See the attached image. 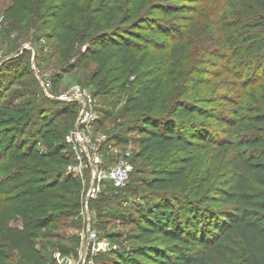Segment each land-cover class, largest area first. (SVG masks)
Returning <instances> with one entry per match:
<instances>
[{"label":"trees","instance_id":"trees-1","mask_svg":"<svg viewBox=\"0 0 264 264\" xmlns=\"http://www.w3.org/2000/svg\"><path fill=\"white\" fill-rule=\"evenodd\" d=\"M15 11L43 22L58 62L41 79L27 53L0 67V264H51L42 247L81 212L66 142L80 105L57 96L88 63L95 98L126 97L130 115L97 130L122 145L138 133L128 184L90 201L131 181L140 197L127 215L135 244L109 264H264V0H17Z\"/></svg>","mask_w":264,"mask_h":264},{"label":"rangeland","instance_id":"rangeland-1","mask_svg":"<svg viewBox=\"0 0 264 264\" xmlns=\"http://www.w3.org/2000/svg\"><path fill=\"white\" fill-rule=\"evenodd\" d=\"M16 2L17 0H0V67L7 61L27 53L25 63L29 64V68L33 69L37 77L41 79L42 76L39 74V69L46 72L45 75L48 76L58 62V56L54 53L55 40L52 34L44 27L43 22L36 20L33 16L29 17V22L25 26L22 25L15 11ZM37 59L41 67H39ZM96 68V63H88L84 69L65 75L61 85V93L77 83L93 91V86L87 83V78ZM13 76H15L14 73L7 76V81L12 79ZM45 82L43 85L46 87ZM125 99L126 97L119 104L117 95L108 99L105 97L102 99L96 98L95 108L97 116L103 119L102 127L104 129L112 130L115 126L116 118L124 121L130 116L120 115L125 106ZM137 138L138 133H131L126 145H121L130 147L136 152L139 148ZM132 184L133 182L131 181L124 190L114 192L116 196H113L110 200L94 203L93 206L89 203V213L94 219L93 226L96 227L101 236L108 238L111 233L115 232L121 236L119 242L111 240L117 245L116 249L130 247L135 244V241L131 239L132 225L129 223L127 215L129 210H131L130 205L133 202L140 201V197L133 196L132 192L128 191ZM136 186L141 191L144 190L141 183ZM82 187L84 189L83 181ZM86 218L87 213L84 212L82 205L81 212L77 217L68 216L62 219L59 229L55 230L59 235L56 244L50 243L49 248L45 249L42 244L47 241L45 239L40 240V246L48 254L51 264H84L83 258L80 257V250L83 248L82 237L86 230ZM83 249H86V247ZM103 253L99 256H97L98 254L94 256V264L110 263V253Z\"/></svg>","mask_w":264,"mask_h":264},{"label":"built area","instance_id":"built-area-1","mask_svg":"<svg viewBox=\"0 0 264 264\" xmlns=\"http://www.w3.org/2000/svg\"><path fill=\"white\" fill-rule=\"evenodd\" d=\"M42 82L44 84L43 79ZM45 88L47 90V86ZM47 93L53 96L48 91ZM57 98L76 101L80 105L76 125L66 135V142L74 157L69 171L78 175L84 183L83 208L87 218L82 246L86 249L80 250V257L84 264H94L95 255L113 251L117 245L111 239L101 236L93 226L89 203L99 197L108 184L118 188L128 184L134 169L133 150L111 142L108 133L97 130L96 98L88 87L77 83L60 93Z\"/></svg>","mask_w":264,"mask_h":264}]
</instances>
